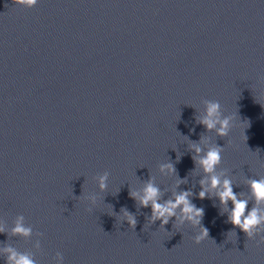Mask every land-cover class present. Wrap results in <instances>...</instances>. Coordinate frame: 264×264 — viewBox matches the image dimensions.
<instances>
[{
  "label": "water",
  "instance_id": "95a60500",
  "mask_svg": "<svg viewBox=\"0 0 264 264\" xmlns=\"http://www.w3.org/2000/svg\"><path fill=\"white\" fill-rule=\"evenodd\" d=\"M262 93L264 0H0V264L6 246L36 264L57 252L63 264H264L259 235L226 222L214 195L191 197L209 231L198 244V228L159 227L129 196L149 174L163 199L198 194L189 144L201 135L224 147L217 174L227 169L250 210L248 178L264 176ZM203 99L235 115L228 136L196 123ZM170 159L188 178L179 189L159 170ZM19 216L31 236L12 234Z\"/></svg>",
  "mask_w": 264,
  "mask_h": 264
},
{
  "label": "clouds",
  "instance_id": "9594fccd",
  "mask_svg": "<svg viewBox=\"0 0 264 264\" xmlns=\"http://www.w3.org/2000/svg\"><path fill=\"white\" fill-rule=\"evenodd\" d=\"M14 5H19L24 8L35 7L38 0H12ZM264 99V93L261 95ZM204 113L203 115L195 116L197 124L205 127L206 131H215L218 137H226L229 135L230 130L235 126V115H224L222 106L218 100L203 99ZM264 106V104H261ZM250 123L248 122V127ZM194 131V128L192 129ZM187 137V136H186ZM188 138V137H187ZM189 139V138H188ZM190 140V139H189ZM247 136L245 135V141ZM190 152L192 153V160L194 161L195 168L202 169L204 175L199 180L200 191L198 194L194 193L191 188L187 190H173L171 196L163 199L164 191L155 183V177L149 174V178L143 181V188L140 190H129V196L136 202L137 210L140 208H151V215H147L148 221L155 223L160 221V226L165 228L170 221L177 228L185 223L190 224L194 228H198V233L193 237L195 243L209 238V231L202 224L204 216V208L197 207L191 197L198 195L200 199L206 197L211 198L213 195L218 198L220 214L227 213V221L234 227L241 229L247 236V239H255L259 235L257 244H264V176L259 178H248V187L250 189L251 198L254 201L250 210H248L249 200L243 198V193L233 191V181L228 176L224 175L227 169L222 170L217 174V168L221 164L222 152L224 147L210 142V138L201 136L198 141L190 140ZM206 145L202 147L201 145ZM159 170L165 175H176L175 189H179L181 184H187L188 178L181 179L178 175L175 165L171 162H163L159 164ZM110 173L104 171L102 174L97 175L94 179L98 183L101 192L107 189V182ZM223 177V178H222ZM96 193H88L83 196V199L89 201L94 205L97 201ZM229 201L232 206L229 208ZM91 211V207L86 209ZM120 212L123 214V221H127L128 226L135 230L138 223L136 213L129 211L126 207H122ZM175 218L174 220L172 218ZM24 217L19 216L12 228L13 235L31 236L32 228L25 226L23 223ZM4 231L0 228V232ZM43 235V233H38ZM232 234V231L229 232ZM39 241H37V247ZM6 255V264H36L33 257L29 254L18 252L12 246L4 248ZM63 254L57 252L55 256L56 264H63Z\"/></svg>",
  "mask_w": 264,
  "mask_h": 264
}]
</instances>
